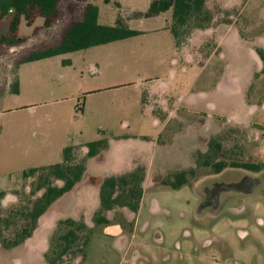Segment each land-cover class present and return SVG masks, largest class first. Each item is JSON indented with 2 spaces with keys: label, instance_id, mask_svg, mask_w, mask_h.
<instances>
[{
  "label": "rangeland",
  "instance_id": "obj_1",
  "mask_svg": "<svg viewBox=\"0 0 264 264\" xmlns=\"http://www.w3.org/2000/svg\"><path fill=\"white\" fill-rule=\"evenodd\" d=\"M150 1L61 0L60 29L92 2L99 8V22L114 24L120 14L141 33L24 62L17 69L19 92H12V81L0 77V191L17 190L25 198L34 177L24 179V170L60 162L65 146L85 150L86 142L103 138L105 149L86 161L94 176L123 174L138 166L145 171L153 166L164 177L182 169L195 168V173L189 185L179 188L158 180L148 183L136 230L133 216L120 211L110 215L111 222H120V236L89 215L100 205V189L84 181L78 189L79 221L94 230L86 256L72 252L55 264H264V168L255 173L260 185L253 193H234L218 214L208 207L209 215H201L203 191L220 174L198 162L201 151L215 140L221 143L218 155L227 161L264 164V76L256 77L260 67L253 52L260 45L242 36L222 40L217 32L196 28L179 50L167 28L171 9L154 16L137 14ZM208 2L226 8L219 15L231 22L241 21L245 0ZM43 23L42 16L30 23L21 16L17 35L27 37V45ZM6 31L7 20L0 19V34ZM42 37L40 43H47ZM209 38L218 50L201 65L198 49ZM10 49L0 46V66L13 71L17 56ZM229 167L224 175L231 178L246 173ZM7 197L1 199L0 215L12 204V196ZM236 203L240 209L229 210ZM60 205L43 214L24 241L14 246L0 241V264H52L59 252L57 237L69 228L62 223L66 211ZM229 218L232 243L226 244L223 234L211 229ZM7 226L0 225L3 236L13 239L19 227Z\"/></svg>",
  "mask_w": 264,
  "mask_h": 264
},
{
  "label": "trees",
  "instance_id": "obj_2",
  "mask_svg": "<svg viewBox=\"0 0 264 264\" xmlns=\"http://www.w3.org/2000/svg\"><path fill=\"white\" fill-rule=\"evenodd\" d=\"M120 7L119 2H115ZM172 10L171 19L167 23L175 46L179 49L188 40L192 31L198 29L217 28L220 25L229 26L231 20L219 15L221 11H228L218 3L210 4L208 0H151L148 9L138 15L154 16L164 11ZM61 0H0V19L7 20V31L0 34V46L11 47V52L16 53L14 69L9 65L0 66V77L12 81V92H19V78L17 69L20 64L52 57L67 52L89 48L91 46L108 43L135 36L141 33L137 29L128 26L122 15H118L114 24H103L99 22V8L95 3L86 2L82 6L80 15L73 18L68 24L60 29ZM21 16L28 23L36 16H42L44 23L37 30V34L28 42L27 37L17 35V29ZM59 28V29H58ZM60 31L57 36V31ZM46 36V43L42 36ZM39 42L41 45H39ZM213 40L207 39L200 49L204 56L210 54L215 46ZM32 43V44H31ZM18 48V50H15ZM255 53L261 61L260 72L264 73V49L257 47ZM18 54V55H17ZM70 63L69 60L64 61ZM13 75V80H10ZM146 93L142 94V102L145 103ZM100 132H104L100 130ZM107 146L103 138L91 140L85 143V150L78 145H68L63 148L62 160L60 162L42 166L30 167L23 171V178L34 177L33 184L22 198L16 190L17 196L5 215H0V225L13 224L15 236L9 239L3 236L0 227V241L5 246H14L30 237L38 227L40 217L65 193L71 191L83 178L86 170V160L102 152ZM210 149L198 155V162L212 168L213 172H219L226 166H235L250 170L264 168L262 162L240 161L221 158L219 149L221 143L211 140ZM195 173V168L182 169L161 177L158 181L165 186L179 188L190 181ZM146 171L143 167H135L133 170L118 174L109 175L98 180L100 188V205L95 210L93 221L95 224L106 225L110 223L107 213L118 207H126L131 213L138 211L143 195V185ZM55 180V182H54ZM59 181V183H57ZM26 192V191H24ZM23 193V192H22ZM6 191H0L1 199ZM80 217L66 216L62 223L69 228L59 234L56 244L59 252L56 258L50 260L52 264L58 263L62 256L77 252L86 256L87 247L94 230L85 221H79Z\"/></svg>",
  "mask_w": 264,
  "mask_h": 264
},
{
  "label": "crops",
  "instance_id": "obj_3",
  "mask_svg": "<svg viewBox=\"0 0 264 264\" xmlns=\"http://www.w3.org/2000/svg\"><path fill=\"white\" fill-rule=\"evenodd\" d=\"M239 19L241 21L235 20L234 22H230L229 26L220 25V26H218L215 29L209 28V30L212 31V32H215V33L217 32L220 35V38L222 40L228 39L230 37H237V36H242V37H246V38L252 39L255 42H257L258 45H260L258 47H261V48L264 49V0H245V2L243 3V5L240 8V17H239ZM214 44H215V46L210 50L211 52H210V54L208 56H204V52L200 48L198 49L199 52H200L199 53L200 56L198 58V61H199V63L201 65H203L205 63L206 59L212 54L213 51H215L216 49L218 50V45L216 43H214ZM184 45L181 48H183ZM181 48H179V50ZM255 49H254L253 52H254L255 56L257 57V59L259 61V67L261 69V61L258 58V56L256 55ZM257 76L258 77L264 76V73L259 72V73H257L256 77ZM231 77H232V80L234 82H236V83L238 82L237 78L235 76H231ZM127 85H131V84H127ZM141 102H142V98H141ZM145 102H147V94H146ZM153 112H157L156 109ZM206 151L207 150H204V151H201V152H206ZM256 162H260V161H256ZM115 175H118V174H115ZM104 177H106V176H104ZM104 177L94 176L93 174H89L87 172V167H86L85 174H84L82 180L71 191H69V192L65 193L63 196H61L50 207L49 210H51V209H53L55 207H58V209H61L60 208V206H61L60 204H62V206H64L65 211H66L64 216L81 217L79 212H78V210H77V205L82 200V197H81V195L78 192L79 186H81V184L84 181H88V182H92L94 184H97V186L99 187L98 180L102 179ZM161 177H164V176L162 174H160V172L158 170L153 168V166L149 167V169L146 171V176H145L144 185H143V193H144V188H145V186L148 183H150L151 181H154V180H159ZM187 185H189V183H187ZM258 185H260V183L257 184L256 187H258ZM192 186L196 187L195 185H192ZM255 189L256 188L254 187V189L250 190L249 192H246V191L242 192V191H239V190H236L235 192H236V194L237 193H240V194L243 193V194H246V195H250L251 193H253V191ZM9 195L12 196V198L8 199V201L12 200V202H10V203L15 202L17 197H16L14 192H9V190L6 191V194H5L4 198H3V200L4 199L6 200L8 198L7 196H9ZM99 199H100V197H99ZM142 200H143V195H142V198H141L139 209L135 213H131V211H129L126 207H118V208H115V209L109 211L107 213V217L110 219V223L106 224L105 226L107 228L111 227L114 235H119L120 236V234H121V232L123 230L122 228H120V222H118V221L111 222V217H110V215H115L116 212L120 211V212L124 213L125 215H128L130 217L133 216V218L136 219V220H134L135 222H134V227L132 228V231L136 230L137 229L136 226H137L138 221H139L138 220V213H139L141 205H142ZM240 206L244 207L243 204H241ZM97 208H95L94 210L90 211L89 215L94 214V211ZM207 208L208 207H204L203 208V206H202L200 208L202 210H199V213L201 215H204V213L207 212V211H205V209H207ZM238 208L240 209V207H238ZM207 213L209 215V212H207ZM215 213L218 214L219 211L216 210ZM229 219H230V221H226V222H224V219L218 220L217 222L213 223L212 229H211L212 232L215 231V234H220L221 235V233H222L223 234V236L221 235L222 239L223 240L227 239L229 241L228 244L232 243V240L228 237V234H231V233H229V231H230L229 226H230V223L232 221L231 218H229ZM206 231H209V230L205 229V232Z\"/></svg>",
  "mask_w": 264,
  "mask_h": 264
},
{
  "label": "flooded vegetation",
  "instance_id": "obj_4",
  "mask_svg": "<svg viewBox=\"0 0 264 264\" xmlns=\"http://www.w3.org/2000/svg\"><path fill=\"white\" fill-rule=\"evenodd\" d=\"M234 167L233 169H239L240 167ZM230 167L226 166L224 167L221 171L215 172L216 175H219L214 179L212 184L208 187H206L203 191V208L204 207H209V208H214L216 210H222L225 209L224 205L229 198L233 200L234 193L236 194V190L239 191H246L249 192L250 190L254 189L257 184L260 182L258 181L259 177L258 175H255L256 172L261 171L260 170H250V169H245L242 168L243 170H246V173L240 175L239 177H234L231 178L227 175H224L225 170H228ZM233 192L232 195H227V193ZM236 207L232 206L229 207L231 211L236 212L239 208L238 203H236ZM227 207V206H226ZM228 208V207H227ZM260 219V218H259ZM226 244H228V240H224Z\"/></svg>",
  "mask_w": 264,
  "mask_h": 264
}]
</instances>
